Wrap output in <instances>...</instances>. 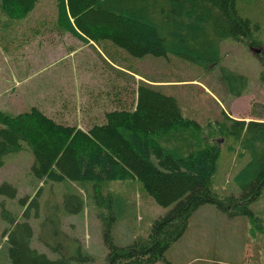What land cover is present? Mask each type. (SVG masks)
I'll use <instances>...</instances> for the list:
<instances>
[{
  "label": "trees",
  "instance_id": "obj_1",
  "mask_svg": "<svg viewBox=\"0 0 264 264\" xmlns=\"http://www.w3.org/2000/svg\"><path fill=\"white\" fill-rule=\"evenodd\" d=\"M41 1L0 0V38L11 36ZM238 1L55 0L54 30L98 56L100 74L106 79L102 82L103 102L110 110L94 116L86 129L38 106L16 115L0 110V169L7 155L28 147L34 155L32 174L39 183L92 181L97 185L106 180H135L157 205L170 207L154 220L146 235L118 245L112 235L114 200L103 196L109 209L101 216L109 248L106 264L168 261L167 252L183 238L193 215L204 205H215L231 217H247L260 228V212L264 211V103H254L249 120L224 112L223 120L214 127L209 125L214 136L207 141L201 135L202 125L186 117L180 101L168 91L170 82L142 75L115 53L125 50L135 60L174 55L208 67L217 64L214 59L220 42L233 39L259 47L261 40L253 34V22L238 14ZM32 29L27 42L41 35L39 29ZM229 74L230 87L232 81L244 85V76ZM217 138L234 142L230 150L238 169L227 188L221 189L223 193L213 187L221 156ZM8 188L12 187L4 184L0 192L6 193ZM12 189L15 195L17 190ZM65 194L66 209L81 213L83 197ZM12 224L0 243V256L7 252L10 262L0 264H86L90 260L86 254L52 260L31 247L34 229L29 222L12 220ZM253 248L256 264H260L262 246ZM223 261L217 264H225Z\"/></svg>",
  "mask_w": 264,
  "mask_h": 264
},
{
  "label": "rangeland",
  "instance_id": "obj_2",
  "mask_svg": "<svg viewBox=\"0 0 264 264\" xmlns=\"http://www.w3.org/2000/svg\"><path fill=\"white\" fill-rule=\"evenodd\" d=\"M237 10L239 16L253 22V34L261 40V45L249 46L233 39L220 42L215 65L203 67L204 64H192L174 55L169 59L151 56L135 60L125 50L115 51L117 56L142 75L162 77L170 82L168 91L180 101L183 114L202 125L201 135L207 141L214 136L209 125L213 124L214 127L215 122L223 120L224 112L235 119L249 120L254 103H264V2L239 0ZM56 18L55 0H42L29 19L21 22L11 36L0 38V44H4V40L6 45H10L9 48L1 49L5 51L0 60L6 64L5 60L10 62L9 59H12L13 70L19 58L15 46L28 41L33 27L39 29L40 37L47 39L42 43L50 45L47 53L49 59L55 58L56 54L62 56L65 53L62 50L65 49L77 51L63 64L69 67L71 75L65 81L66 87L62 90L52 89L45 101L46 96L40 99L38 90L24 91L26 88H18L20 92L14 87L16 83L10 87L2 82L6 73L1 70L5 66L0 65V110L16 115L38 106L43 110L46 107V111L52 114L57 107L61 109L59 114L65 120L75 116L80 118L82 124H87L89 115L94 117L109 110V104L103 102L104 80L99 71L101 62L89 47L76 42L69 35L55 31L53 23ZM44 20L49 24L45 25ZM37 64V60H32L28 73L33 80L52 75L56 69L54 67L41 72L36 69ZM108 73L106 71L105 75ZM229 73L244 76V85L243 82L232 81L233 87H230ZM79 80L88 81L92 86L95 84V87L83 88L80 93L85 94L78 96L76 88L80 84ZM29 83L32 85V80ZM39 90L42 88L39 87ZM61 91L67 92V96L58 98L55 95V100H50L52 94ZM242 91L244 93L241 96L236 95ZM32 96L35 101L31 99ZM97 98L99 101L96 102ZM61 104L66 109L63 110ZM199 137L197 143L200 145ZM215 140L221 148V156L213 177V187L223 193L221 189L227 188L233 172L238 171L230 150L234 142L222 138ZM33 163L34 155L25 147L20 152L7 155L0 169V187L8 184L17 190L15 195L12 188H8L6 193L0 192V243L5 231L13 228L12 220L27 221L34 229L31 247L50 259L76 258L86 254L90 259L86 264H106L109 248L104 240L101 216L109 209H106L103 196L110 195L114 200L111 210L116 223L112 226V235L118 245H127L135 238L146 235L154 220L170 210V207L157 205L138 181L106 180L97 185L92 181L39 183L32 174ZM66 192L83 197L84 210L81 213H71L66 209ZM260 213L263 219L259 220L261 226L258 228L247 217H231L215 205H204L193 215L190 228L183 238L167 252L168 261L157 264H217L221 260L225 264H232L228 260L239 264H256L253 247L259 244L262 246L260 264H264V211ZM5 260L10 262L7 252L0 256V263Z\"/></svg>",
  "mask_w": 264,
  "mask_h": 264
},
{
  "label": "crops",
  "instance_id": "obj_3",
  "mask_svg": "<svg viewBox=\"0 0 264 264\" xmlns=\"http://www.w3.org/2000/svg\"><path fill=\"white\" fill-rule=\"evenodd\" d=\"M53 28H54V26H53ZM60 33L61 32H59V34ZM46 40L47 39L39 36L31 42H28L25 44L23 42H21L19 45L15 46L16 47L15 50H17V55L19 54L18 55L19 58L16 59L17 60L16 62L18 64H16L14 66L13 70H11V66L14 65L12 62V59H9L10 62L8 60H5L6 64H4L0 60V65L5 66V68H1V70L6 73V74H4V79L2 80V82L9 84L10 87H12L13 84L16 83V85H14V87L17 89L18 88H22V89L26 88V90H24V91L32 90V89L38 90L39 94H40V99H42V97L46 96L45 101H47L49 91H51L52 89L62 90L66 87L65 81L68 78L70 79L71 75H70L69 67L66 65H63V64L66 60L70 59V57H73L75 54H77V51L69 48V49L62 50L65 52L64 54H61L62 56L59 57V55L56 54L55 58L49 59L47 57V53L50 49V45L42 43V41H46ZM76 42H78V41H76ZM4 47L9 48L10 45L0 44V51L2 53V55L0 56V59L4 56L3 52L5 50L4 51L1 50L2 48L4 49ZM58 54H60V52ZM58 58H59V60H58ZM32 60L38 61L39 65L37 64L35 67H36V69H38L41 72L49 71V69L54 68V67H56V69H54L52 75L42 76V78L39 80H33L32 77L28 74L30 71V66H31ZM60 62L62 64V66L59 65ZM102 78L104 80L103 82H105L106 81L105 77L102 76ZM30 80H32V85L29 83ZM79 82H80V84L76 88V93L79 94L78 96L85 94V93H80V92H82L83 88L95 87V84H93V86H92L88 83V81L87 82H85V81L81 82L79 80ZM39 87H41L42 90H39ZM104 87H105V84H104ZM0 88H1V84H0ZM43 88H45V89H43ZM66 94H67V92H63V91L58 92L57 94H52L50 100H55V95L58 98H64L65 96H67ZM22 95H23V93H22ZM0 98H1V95H0ZM31 99H33V96ZM33 101H35V99H33ZM45 106H46V104H45ZM68 106H69V103H68ZM60 107L63 108L62 104L60 105ZM64 109H66V108H63V110ZM44 110L46 111V107L44 108ZM109 110H110V107H109ZM53 112L54 113H52V114H50L48 112L47 113L50 115H53V116H57L58 119L65 120V117H63L59 114L61 112L60 108L56 107V109ZM89 116H90V120L87 124H85V123L82 124L80 118L75 117V116L73 118H68L65 121H67L68 123H77L82 129H86L87 126L91 123V121L93 119V115H89Z\"/></svg>",
  "mask_w": 264,
  "mask_h": 264
}]
</instances>
